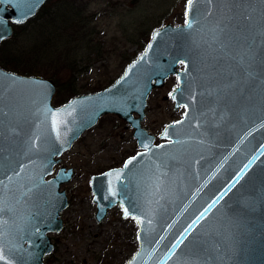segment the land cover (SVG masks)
I'll return each instance as SVG.
<instances>
[{"label": "water", "instance_id": "1", "mask_svg": "<svg viewBox=\"0 0 264 264\" xmlns=\"http://www.w3.org/2000/svg\"><path fill=\"white\" fill-rule=\"evenodd\" d=\"M46 1L3 0L0 43ZM186 11L190 28H156L114 82L60 106L49 79L0 67V264H43L51 253L47 233L61 229L68 205L60 185L74 171L62 166L47 177L107 114L133 129L138 152L141 134L151 148L127 169L138 152L89 180L97 221L119 205L137 224L138 247L125 264H264V0H186L185 19ZM171 75L170 97L183 112L165 125L173 142L161 135L164 126L154 143L142 126L147 98ZM225 192L169 258L183 228Z\"/></svg>", "mask_w": 264, "mask_h": 264}, {"label": "rangeland", "instance_id": "2", "mask_svg": "<svg viewBox=\"0 0 264 264\" xmlns=\"http://www.w3.org/2000/svg\"><path fill=\"white\" fill-rule=\"evenodd\" d=\"M185 3L186 0H47L41 14L49 16L57 11L58 16L67 18L75 12L78 25L89 21L84 28L71 30V33L81 30L75 33L76 54L68 61L63 58L55 64L42 56V53L51 51L50 47L45 45L39 51L35 47L49 37H55L52 27L43 26L19 35L21 40L11 42L9 46L0 45V58L20 62V70L23 65H31L37 73L25 74L9 65L0 67L47 79L55 75L59 86L54 84L52 103L60 106L73 97L72 88L88 94L98 91L93 88L102 89L114 82L145 49L153 30L167 23L178 25L185 22ZM20 31L14 29L13 33ZM54 42H60L59 38ZM176 84L175 77L170 76L147 98L142 126L156 136V141L160 140L157 135L162 128L182 115L183 108L175 109L170 97ZM132 132L118 116L107 114L62 154L61 162L74 168L76 175L64 185L68 188L71 203L63 211L65 227L46 264H125L136 251L138 227L135 221L122 217L121 206H114L104 219L96 221L89 185L92 174L121 166L127 157L139 150Z\"/></svg>", "mask_w": 264, "mask_h": 264}, {"label": "trees", "instance_id": "3", "mask_svg": "<svg viewBox=\"0 0 264 264\" xmlns=\"http://www.w3.org/2000/svg\"><path fill=\"white\" fill-rule=\"evenodd\" d=\"M42 7L40 8V10L37 12V14L34 17L30 18L25 23L14 25V29H21L22 31H20L19 33L14 32L10 38L3 40L0 43V45L3 44L4 46H9L11 44V42L19 41V39L21 40V38H19V35H21L23 33L27 34L28 32H32L39 27H43V26L44 27H52L51 28L52 33L55 35V37H49L48 40L45 41V43L35 47V49L37 51H39L45 45H48L50 47L51 51L48 53H42V56L48 57V60L50 62H52L53 64L60 62L63 58H65L64 60L68 61L69 57L73 54H76V52H77L75 45L73 44L76 40L75 33L81 31V30H78L75 32L73 31V33H71V30H73L74 27L84 28V26L86 24H88L89 21L88 22L82 21L83 23L78 25V23H76V16H75L76 13L75 12H73L71 14V16L67 17V18L64 15L58 16L57 11L53 14H50L49 16H46V14L40 13ZM57 16H58V18H57ZM57 38H59L60 42L55 43L54 40H56ZM73 59H74V61H76L75 57H73ZM13 60L14 59H12V58L1 57L0 58V66L5 68L9 65V66L13 67L15 70H18V71L23 72L25 74L37 73L34 71L35 68H32L31 65H29L28 67H24V65H23L22 66L23 69L20 70V68H21L19 65L20 62L17 63L16 61H13ZM48 79H50L56 86H59V80H58V78H56L55 75H51L50 77H48ZM99 89H100V87L93 88V91L99 90ZM80 91L81 90H77L75 88H72L71 89V92H72L71 95L75 96L78 94H82L83 91L82 92H80Z\"/></svg>", "mask_w": 264, "mask_h": 264}, {"label": "snow or ice", "instance_id": "4", "mask_svg": "<svg viewBox=\"0 0 264 264\" xmlns=\"http://www.w3.org/2000/svg\"><path fill=\"white\" fill-rule=\"evenodd\" d=\"M3 0H0V3H2ZM31 2L34 4L35 2H37V0H31ZM192 0H188V3L189 5L191 4ZM212 0H209V3H211ZM29 11H31V8L29 9ZM188 16V13L186 11V19H185V24L190 28L191 27V22L190 20L187 18ZM0 91H2V89H0ZM185 109H186V112H185V117L187 116V108H188V105H184ZM53 117H55V113H52ZM183 120L181 121H176L174 122V124H177V123H182ZM172 126H165L163 132L161 133V135L163 137H167L169 138V143H172L173 141L171 140V138L169 137V129L171 128ZM140 139V143H141V146L145 148V152H138L136 154V156L134 157H131L129 158V160L125 161V164H124V168L127 169L129 167L130 164H132L133 161H135L137 159V157H140V156H144L148 151H151V148L149 146L148 143H145V138L143 137V135L141 134V136L139 137ZM156 148H162V147H165V145H155ZM248 165H245V168H247ZM118 174L120 172H122L123 170H115ZM243 171V170H242ZM17 175H19L17 173ZM239 175V174H238ZM12 178L9 177V180H11ZM155 180L157 181L156 185H155V191L156 192H159L160 191V185L162 184V181H160V178L159 176H156L155 177ZM3 181H0V184H2ZM230 190V189H229ZM227 193L225 192L224 194H222L220 197H218L216 200H214L211 204L208 205L207 208H205L202 212L199 213V215H196L194 219L191 220L190 223L187 224L186 227L183 228V230L179 233V235L176 237V241L175 243L172 244V247L171 249L169 250L170 251V257L171 258V255H174L175 254V250L177 248L180 247L181 244H183L184 240L187 239L188 235H190L196 228L198 225L201 224V221H204L205 218L208 216V214L212 211V209L216 206V204L219 203V200L220 199H223V195H226ZM147 212H151V209L148 208L146 209ZM125 215L127 216L128 215V210L126 209L125 210ZM148 223H151V220L148 221ZM138 238H139V234H138ZM163 239V238H161ZM3 257L0 256V259H2Z\"/></svg>", "mask_w": 264, "mask_h": 264}, {"label": "flooded vegetation", "instance_id": "5", "mask_svg": "<svg viewBox=\"0 0 264 264\" xmlns=\"http://www.w3.org/2000/svg\"><path fill=\"white\" fill-rule=\"evenodd\" d=\"M179 68H181V65H180V67ZM172 77H175V79H176V76H174V75H171ZM170 77V76H169ZM122 120V119H121ZM125 122V121H124ZM126 123V122H125ZM92 128V127H91ZM90 129V128H89ZM132 129V128H131ZM133 130V129H132ZM161 141H163V140H159V141H156V137H155V140H154V143H160ZM139 151V150H138ZM137 151V152H138ZM134 155V154H133ZM62 156V155H61ZM132 156V155H131ZM62 160H61V157H60V162L58 163V164H56L54 167H53V173L51 174V175H49L47 178H50L51 176H53V175H55L57 172H58V170L63 166V167H65V169H68V168H72V167H68L66 164H64V163H62L61 162ZM123 164V163H122ZM114 167H120V166H113V167H110V168H114ZM110 168H108V169H110ZM73 169V171H74V174H73V177H72V179L75 177V175H76V171H75V169L74 168H72ZM108 169H105V170H103V171H101V172H99V173H94V174H92V175H95V174H100V173H102V172H104V171H106V170H108ZM91 175V176H92ZM90 176V177H91ZM89 180H90V178H89ZM64 185H65V183H63V184H61L60 185V189H62V190H64L65 192H66V195H67V200H68V205L62 210V211H60V213H59V218H60V220H61V224H62V227H61V229L59 230V231H57V232H55V231H50V232H48L47 234H48V236H49V238H50V240H51V242H52V244H53V250L51 251V253L50 254H48V255H46V256H44V258H43V264H46L47 263V261H48V259L51 257V256H53V253L55 252V249H56V247H57V245H58V241H59V234L62 232V230H63V228L65 227V223H66V219H65V217H64V215H63V213L65 212V210L66 209H68L69 207V205H70V203H71V200H70V197H69V195H68V188H64ZM89 185H90V183H89ZM92 198H93V196H92ZM93 202V201H92ZM94 203V202H93ZM116 206H119V205H116ZM27 207V206H26ZM26 207H24V212H26L27 211V208ZM113 208V207H112ZM121 208V207H120ZM111 209V208H110ZM22 211V210H21ZM64 211V212H63ZM111 210H108V212H107V214L110 212ZM95 213H96V204H95ZM95 213H94V217H95ZM106 214V215H107ZM106 217V216H105ZM104 217V218H105ZM103 218V219H104ZM96 219V218H95ZM96 221H97V219H96ZM101 221V220H100ZM100 221H98V222H100ZM40 223L41 222H39V223H37V224H39L40 225ZM40 231V228H35V230H34V232H36V233H38ZM37 239V238H36ZM24 245H27L28 243H27V241H24V243H23Z\"/></svg>", "mask_w": 264, "mask_h": 264}]
</instances>
